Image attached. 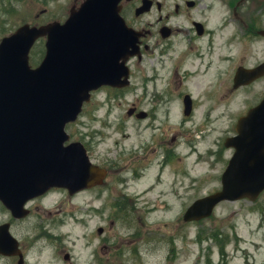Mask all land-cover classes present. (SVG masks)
Segmentation results:
<instances>
[{"label":"rangeland","instance_id":"374dc122","mask_svg":"<svg viewBox=\"0 0 264 264\" xmlns=\"http://www.w3.org/2000/svg\"><path fill=\"white\" fill-rule=\"evenodd\" d=\"M76 1L0 0V41L19 24L33 21L35 15L42 10L47 12L41 23L66 19L71 4ZM6 23L12 24V28ZM39 51L37 45L33 53L34 64L39 63ZM233 58H236L235 52ZM208 61L214 60H206ZM263 61L264 54L253 53L247 63ZM239 62L238 53L236 63ZM227 68L228 65H224L218 73H214L217 83L213 80L212 84L208 85L207 82L203 86L204 98L211 88L219 92L218 101L221 92L224 94L228 91L231 94L229 99L232 103L222 107L217 119H213V111L209 107L195 109L193 116L188 119L183 118L182 112L177 110L173 115L180 116L190 130L189 133L184 126L181 127L180 119L172 122L171 129L166 128L170 137L177 136L179 131L182 134L178 137H193L200 141L197 153H189L185 149L175 154L182 158L185 177L171 175L167 170L159 168L157 162L153 163L148 179L134 185L135 190H141L148 184L151 189L155 186V191L148 196L142 194L144 200L139 199L141 202L112 203L111 207L116 212L114 217L117 216L115 222L112 221L114 212L108 209L106 213H100L107 205L94 199L92 201L89 193L71 200L60 193L53 194L38 205L50 208L52 213L56 206H61L58 214L50 216L52 213H47L46 216L45 212H37L36 215L33 213L31 217L15 222L12 226L11 232L20 240L23 252L27 253V264H264V194L256 203L247 200L225 202L218 206L210 219L199 223H185L183 220L184 213L195 197H206L221 188L225 161L233 154L225 149L224 141L235 135L239 117L246 115L264 97V80L233 91L228 81L232 74ZM194 87L193 93L197 89L195 85ZM176 91L172 88L173 97L177 104H182ZM184 93L186 92H181ZM136 97L133 92H128L118 100L120 105L113 100V113L108 111V104H105L96 112V116L92 113L89 118V109H86L77 124L67 128L68 133L85 143L89 126L100 127L101 121H110V125L117 122L120 116H126ZM101 98L104 99L105 95H101ZM164 115L162 113L161 117ZM132 123V120L127 123L126 134L132 136L126 140L127 144H131L138 129L148 127L137 125L135 128ZM152 129L150 127L149 131ZM208 131V137H204ZM103 133L109 134V131ZM104 148V145L100 147L102 151ZM212 150L217 153L214 157L209 155ZM214 159V162L219 161L216 165L213 164ZM210 170L212 171L209 172ZM211 175L214 179H210ZM166 194L170 203L169 210L162 213L158 210L164 204L161 200ZM8 220L9 215L0 204V224ZM100 227H104L102 235L97 232ZM67 254L71 261L65 259ZM0 264L17 262L0 256Z\"/></svg>","mask_w":264,"mask_h":264},{"label":"water","instance_id":"95a60500","mask_svg":"<svg viewBox=\"0 0 264 264\" xmlns=\"http://www.w3.org/2000/svg\"><path fill=\"white\" fill-rule=\"evenodd\" d=\"M121 1L86 0L79 12L72 11L65 25L24 26L0 45V117H21L11 123L16 125L17 139L12 155L7 144L10 138L0 145V200L17 218L27 216L23 206L28 200L52 187L77 192L100 185L105 177L103 170L90 163L83 145L64 147L69 140L65 128L78 118L92 90L104 84L116 86L117 79L128 75L127 53L124 66L113 70L116 76L110 73L111 65L105 75L89 66L94 60L91 46L110 49L108 43L119 38L115 29H124L123 24L101 19V14L119 12ZM110 26L117 36L108 32ZM41 37L47 38V55L33 70L29 53ZM118 56L117 60L123 58ZM263 75L264 66L249 74L240 71L236 87ZM240 76L246 81L239 80ZM237 132V137L226 141V146L236 152L223 176L222 191L194 203L185 215L186 221L209 218L223 201H256L264 191V100L240 120ZM10 155L13 158L8 162ZM9 228L8 224L0 227V253L4 255L18 250Z\"/></svg>","mask_w":264,"mask_h":264},{"label":"flooded vegetation","instance_id":"af4514ba","mask_svg":"<svg viewBox=\"0 0 264 264\" xmlns=\"http://www.w3.org/2000/svg\"><path fill=\"white\" fill-rule=\"evenodd\" d=\"M165 1L166 3H159L157 0H153L154 4L151 11L141 16L136 14V10L140 7L139 4L126 3L123 5L122 15L129 26L145 34V38L141 42L142 56L145 55V51L151 53L149 56H141L139 59L142 60L143 58L149 73L142 77L141 83L136 84L137 87L134 90L135 96H137L133 102L134 125L135 128L137 125L142 126L137 124L141 119L139 116L141 112L145 114V121H152L153 125L144 130L138 129L132 148H125L113 136L102 139L103 144H110L107 154L104 156L108 166L112 168L111 185L118 184L121 187V191H112L115 198L126 200L130 188L136 181L141 182L147 177L153 163L163 164L166 161L164 156L156 159L159 155L155 151L162 150L164 154L168 149L167 134L165 137L163 132L164 123L159 138H157L155 131H159L158 123L167 118L166 114L171 110L172 98L169 100L166 96L159 97L160 108L158 111L153 112L151 108L154 103L152 92L162 81L164 70L170 67L168 74H177L178 67L187 58L197 57V55L219 56L222 49L224 50L223 54L226 55L225 51L231 49L233 42L226 36V33L232 22H235L232 20V11L233 16L238 19L236 14L237 0H174L175 3L172 4H169L171 0ZM165 10L171 11L166 14V20L159 17L158 25L144 21V18L149 14L163 13ZM240 20L245 27H248L249 18H240ZM163 29H166L165 34L161 33ZM262 31H264V20L262 21V29L254 30L253 33L260 34ZM262 38L264 46V37ZM148 39L152 42L153 47L147 45ZM221 44H224L223 47ZM232 71L235 73L236 69L233 68ZM132 81L131 79L130 84L134 89ZM130 88L131 85L127 90ZM108 89L117 93L125 90ZM162 113H165L164 117H161ZM150 127L153 129L149 131ZM92 145L96 146L94 138H92ZM14 259L17 258H11V260Z\"/></svg>","mask_w":264,"mask_h":264},{"label":"bare ground","instance_id":"6f19581e","mask_svg":"<svg viewBox=\"0 0 264 264\" xmlns=\"http://www.w3.org/2000/svg\"><path fill=\"white\" fill-rule=\"evenodd\" d=\"M193 61L192 63L190 64L189 66V69L188 70H185V72H188V71H192L191 72V78L190 80L188 81V83L190 85H192L194 87V85L196 86V90H195V98L197 100V104L199 107H202V108H205V107H211V104L210 103H206L207 99L204 98V94H203V86L208 82L209 83H212L213 80H214V76H211L213 73H217L219 70L218 68H215L212 70L211 73L208 74V69L209 67H205L203 71H200L199 70V65H200V61L195 58V57H192ZM221 62H226L228 63L229 60L226 59V58H219L216 60V63L217 65L220 64ZM212 64V63H211ZM170 71V67L166 68L164 70V78L168 76V73ZM207 81H206V79ZM211 94H216V96L214 95V98H215V101L213 102V108H212V117L213 119H217L219 114L221 113L222 111V107H225L226 104L228 102L232 103L229 99L230 97V92L226 91L224 94H223V98L221 99V102H218V99H217V93H215V91H211ZM177 104L176 103H173L171 105L172 108H174ZM224 115V113L222 114ZM169 209H168V206H165V205H162L159 207V212H167Z\"/></svg>","mask_w":264,"mask_h":264}]
</instances>
